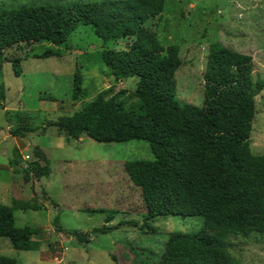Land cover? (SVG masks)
Listing matches in <instances>:
<instances>
[{
  "label": "trees",
  "instance_id": "trees-1",
  "mask_svg": "<svg viewBox=\"0 0 264 264\" xmlns=\"http://www.w3.org/2000/svg\"><path fill=\"white\" fill-rule=\"evenodd\" d=\"M163 8L164 0H102L0 11V63L9 62L19 76L25 51L32 52L42 42L60 47L79 26L89 27L103 42L129 39L128 48L102 51L100 60L115 82L137 78L133 91L137 102L125 109L109 90L101 92L73 115L60 118L56 129L75 140L148 143L152 161L123 164L129 181L140 189L146 210L142 224L130 221L128 226L155 233L151 224L158 217H194L219 232L218 236L169 232L158 257L131 248L133 264H142L138 256L145 264H235L227 238L243 232L244 226L264 234V156L252 154L249 148L254 99L264 89V81L253 79L250 56L214 43L208 49L202 106L175 103L173 78L182 64L178 49L160 46L150 30ZM52 56L61 57L60 51L46 48L35 55ZM80 83L75 73L74 99ZM0 98L4 99L2 92ZM24 129L17 127L13 136L23 138ZM35 155L43 165L26 169L24 182L51 173L48 160L39 152ZM16 164L10 161L13 170ZM41 208L30 201L0 204V238L8 239L16 250H29L31 238L41 231L16 227L13 212ZM113 229L101 226L92 231L105 234ZM0 264L17 263L0 255Z\"/></svg>",
  "mask_w": 264,
  "mask_h": 264
},
{
  "label": "rangeland",
  "instance_id": "rangeland-1",
  "mask_svg": "<svg viewBox=\"0 0 264 264\" xmlns=\"http://www.w3.org/2000/svg\"><path fill=\"white\" fill-rule=\"evenodd\" d=\"M98 1L102 0H0V11ZM150 30L160 46L178 49L182 64L173 78V100L181 106H202L208 49L214 43L250 56L253 79L264 81V0H164ZM129 44V39L103 42L89 27L79 26L60 47L42 42L32 52L25 51L19 76L9 62L0 63L4 96L0 98V204L19 200L42 205L40 211L13 212L16 227L41 231L31 238L30 249H13L8 239L0 238V255L17 264H133L131 248L158 257L169 232L219 235L194 217H158L151 224L155 233L128 226L130 221L142 224L146 210L140 189L129 181L123 164L152 161L148 143L75 140L56 129L60 118L73 115L101 92L109 90L125 109L137 102L133 96L137 78L115 82L100 60L102 51H121ZM46 48L58 49L61 57H35ZM75 73L81 79L76 99ZM254 110L249 148L252 154L264 156V89L254 99ZM17 127H25L23 138L13 136ZM29 128L38 130L29 132ZM35 152L48 160L51 173L24 182L26 169L43 165ZM11 160L17 163L14 170ZM101 226L116 229L93 233ZM74 232L87 240H79ZM227 244L235 264H264V234L244 226L243 232L227 238Z\"/></svg>",
  "mask_w": 264,
  "mask_h": 264
},
{
  "label": "crops",
  "instance_id": "crops-1",
  "mask_svg": "<svg viewBox=\"0 0 264 264\" xmlns=\"http://www.w3.org/2000/svg\"><path fill=\"white\" fill-rule=\"evenodd\" d=\"M40 179H41V178H40ZM40 179H39V180H40ZM10 204H11V202H10ZM10 204H8V205H10ZM14 222H15V219H14ZM11 246H12V245H11ZM13 249H14V248H13Z\"/></svg>",
  "mask_w": 264,
  "mask_h": 264
}]
</instances>
